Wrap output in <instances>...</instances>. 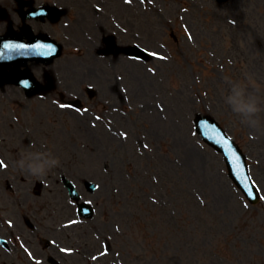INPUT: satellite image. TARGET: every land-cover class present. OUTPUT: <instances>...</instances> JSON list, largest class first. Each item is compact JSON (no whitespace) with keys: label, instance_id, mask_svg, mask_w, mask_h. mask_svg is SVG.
<instances>
[{"label":"rangeland","instance_id":"rangeland-1","mask_svg":"<svg viewBox=\"0 0 264 264\" xmlns=\"http://www.w3.org/2000/svg\"><path fill=\"white\" fill-rule=\"evenodd\" d=\"M134 17L138 35L128 26L116 34L117 42L148 43L158 55L137 64L120 59L115 71L123 77L124 96L110 94L118 109L104 114L105 106L91 107L84 115L66 111L59 117L68 125L59 132L66 133L67 152L75 158L71 176L102 183L95 196L100 205L96 222L102 227L96 228L114 237L111 255L117 252L127 264H264V131L253 139L252 130L225 103L230 85L240 83L264 107V0H139ZM83 35L75 29V44L88 43ZM66 57L59 59L60 69L68 64ZM101 65L88 77L102 82ZM199 111L219 119L246 151L262 193L258 204L246 201L222 155L195 131L193 117ZM260 119L264 124V112ZM5 123L0 118V135L9 141L0 150L16 164L22 155L15 147L24 135ZM15 130L19 135L12 134ZM55 151L63 162L64 149ZM11 175H0L5 183L0 184V215L15 224L10 227L0 217V230L23 235L35 255L45 256L23 217L41 227L55 223L50 209L60 203L59 196L37 200L34 185L21 182L20 174L11 181ZM9 179L15 189L6 187ZM120 193L122 201L110 210L112 194ZM3 257L8 259L0 250V264H9ZM65 264L87 263L75 256Z\"/></svg>","mask_w":264,"mask_h":264},{"label":"flooded vegetation","instance_id":"flooded-vegetation-1","mask_svg":"<svg viewBox=\"0 0 264 264\" xmlns=\"http://www.w3.org/2000/svg\"><path fill=\"white\" fill-rule=\"evenodd\" d=\"M73 3V2H70ZM64 4L69 5V3L64 2ZM78 4L81 5L80 11L76 18H71L69 14L66 16V21L60 25L56 26L54 22H52L49 19L39 20L38 22L44 24V28L46 30V26H50V29L53 33L59 34L60 36H63L64 38H70L73 36V33L75 32V29H78V27H81L84 35L83 40L87 41L88 44H94L95 43V37L92 36L91 30L95 33L98 31L102 32V35L100 37V44L104 45L109 43L106 38V21L108 18H106L105 13L101 11L99 8H93V14L87 13V3L83 0H78ZM71 11V8L68 7L67 12ZM20 7L17 0H0V32L3 34H7L8 36H13L15 38H21V36L25 33L24 30H22L20 27L23 25V21L20 17ZM70 20L69 22H67ZM35 22V21H34ZM113 26L116 28L117 31H122V21L120 18L115 16L113 18ZM35 32H41L43 31V25H40L37 27V24L35 22ZM48 31V30H46ZM99 36V35H98ZM76 37V36H75ZM38 67L37 72L35 73L37 78L41 81V93L47 97H52L53 95L60 93V83L59 78L54 77V74L51 72H47L48 70L44 69L43 66L39 63H35ZM71 73H65L63 77H61V80L63 82L61 83L63 86H65L67 89L71 90L73 88V85L69 80ZM9 90H12L14 92H24L23 89L13 86L9 87ZM8 91V88H1L0 89V95L5 94ZM8 94V93H7ZM84 94V92H83ZM2 98L0 97V100ZM4 109L0 112V118L5 119L6 115L3 113ZM4 145L2 141H0V146ZM0 153L1 150H0ZM1 163V162H0ZM1 166V164H0ZM1 170V169H0ZM5 172L11 173L10 170H1L0 175L5 174ZM1 186L5 187V183H0ZM6 187H12L10 183V179L7 180V186ZM61 202L63 201L64 196L61 195ZM70 212L67 206L62 205L60 208L56 209L54 212V218L56 219V223H58L56 226H58L61 222H67L69 218ZM58 228V227H57ZM64 228V226H63ZM62 231H57L59 239L61 241H65L64 239V229H61ZM7 238V237H6ZM8 239V238H7ZM10 241V239H8ZM11 243V241H10ZM12 245V243H11ZM15 254H20V250L18 248H15ZM13 252L12 251L8 253ZM12 264H17V262H21V264H24V261L20 259V256L10 258L8 260ZM6 263V262H5Z\"/></svg>","mask_w":264,"mask_h":264},{"label":"clouds","instance_id":"clouds-1","mask_svg":"<svg viewBox=\"0 0 264 264\" xmlns=\"http://www.w3.org/2000/svg\"><path fill=\"white\" fill-rule=\"evenodd\" d=\"M225 103L232 112L241 118L247 128L252 130V138L255 134L264 131V124L260 114L264 112L262 102L253 93L240 83L230 85L229 94L225 97ZM33 147V145H29ZM60 161L51 153L46 151H26L16 162V167L34 177H44L48 172L57 167Z\"/></svg>","mask_w":264,"mask_h":264}]
</instances>
